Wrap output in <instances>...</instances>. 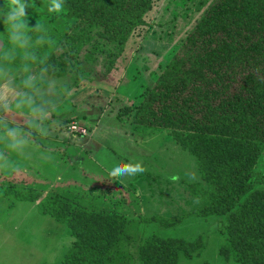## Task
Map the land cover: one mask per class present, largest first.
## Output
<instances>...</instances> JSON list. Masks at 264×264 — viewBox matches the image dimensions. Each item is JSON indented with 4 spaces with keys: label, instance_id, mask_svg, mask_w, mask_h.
<instances>
[{
    "label": "rangeland",
    "instance_id": "1",
    "mask_svg": "<svg viewBox=\"0 0 264 264\" xmlns=\"http://www.w3.org/2000/svg\"><path fill=\"white\" fill-rule=\"evenodd\" d=\"M208 1L156 0L147 26L136 30L110 74L103 59L85 63V72L77 73L75 60L62 48L58 55L67 61V73L51 78L34 66L14 68L15 57L27 54L19 40L10 42L17 49L4 59L2 29L12 0H0V156L7 161L0 163V264H64L72 247L66 225L43 215L38 202L17 195L27 197L28 191L125 216L129 226L118 264H141L138 251L153 235L203 239L202 250L179 264H235L220 256L225 235L215 216H188L172 227L143 222L180 219L202 205L189 194L188 185L200 181L194 158L173 136L190 134L167 126L141 136L132 116L117 121L122 109L137 106L143 91L155 86L169 54L181 47ZM20 2L27 28L49 25L58 34L71 29L72 19L62 8L49 12L53 0ZM8 127H18L27 141L20 154L6 147ZM118 165L130 170L114 173ZM255 174L264 192V154Z\"/></svg>",
    "mask_w": 264,
    "mask_h": 264
},
{
    "label": "trees",
    "instance_id": "2",
    "mask_svg": "<svg viewBox=\"0 0 264 264\" xmlns=\"http://www.w3.org/2000/svg\"><path fill=\"white\" fill-rule=\"evenodd\" d=\"M155 1L62 0L71 29L65 34L49 25L22 30L19 41L27 54L15 57L14 68L34 66L51 78H63L67 61L60 60L58 50L64 48L77 73L85 72V63L103 59L110 74L136 30L147 26ZM2 34L7 61L17 49L10 44L8 21ZM143 94L137 106L122 109L117 121L132 116L141 136L167 126L189 133L188 138L173 136L194 158L200 181L188 185L189 194L202 203L180 219L143 222L172 227L188 216H215L225 235L221 257L235 264H264V192L255 174L264 154V0H209L181 47L169 54L155 86ZM24 193L17 195L38 202L42 214L66 225L74 239L64 264H118L129 226L125 216L91 211L61 195ZM203 246L201 237L187 241L153 235L140 247L139 262L179 264Z\"/></svg>",
    "mask_w": 264,
    "mask_h": 264
},
{
    "label": "clouds",
    "instance_id": "3",
    "mask_svg": "<svg viewBox=\"0 0 264 264\" xmlns=\"http://www.w3.org/2000/svg\"><path fill=\"white\" fill-rule=\"evenodd\" d=\"M62 0H57L56 3L51 4L49 6V12L60 10L62 8ZM25 16L24 5L20 0H12V3L8 6L7 12V21L11 28V39L16 41L19 40V35L22 30H27L26 23L23 22L22 18ZM31 83V82H29ZM8 95L11 94V89L8 90ZM17 107H21V105H17ZM35 114V112L33 113ZM42 115V114H41ZM3 122L0 121V124ZM4 142L6 143V147L10 151H14L17 154H20L25 147L27 141L20 137V129L18 127H8L6 130V135L4 136ZM0 163H4L5 166L7 161L5 158L0 156ZM130 169L125 166L118 165L113 172H127Z\"/></svg>",
    "mask_w": 264,
    "mask_h": 264
},
{
    "label": "crops",
    "instance_id": "4",
    "mask_svg": "<svg viewBox=\"0 0 264 264\" xmlns=\"http://www.w3.org/2000/svg\"><path fill=\"white\" fill-rule=\"evenodd\" d=\"M1 92V91H0ZM1 95V94H0Z\"/></svg>",
    "mask_w": 264,
    "mask_h": 264
}]
</instances>
